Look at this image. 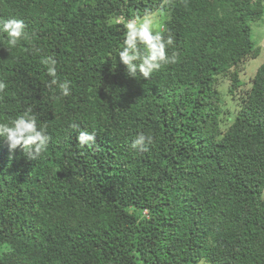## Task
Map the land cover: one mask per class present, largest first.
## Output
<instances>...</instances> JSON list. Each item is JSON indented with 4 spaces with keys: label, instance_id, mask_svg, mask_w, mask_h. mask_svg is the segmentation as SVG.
Segmentation results:
<instances>
[{
    "label": "trees",
    "instance_id": "1",
    "mask_svg": "<svg viewBox=\"0 0 264 264\" xmlns=\"http://www.w3.org/2000/svg\"><path fill=\"white\" fill-rule=\"evenodd\" d=\"M160 4L0 0L30 38L9 50L0 31V122L32 107L51 137L32 161L0 138V264H264V0H172L161 29L177 63L131 78L124 24ZM47 56L71 82L59 101Z\"/></svg>",
    "mask_w": 264,
    "mask_h": 264
},
{
    "label": "clouds",
    "instance_id": "2",
    "mask_svg": "<svg viewBox=\"0 0 264 264\" xmlns=\"http://www.w3.org/2000/svg\"><path fill=\"white\" fill-rule=\"evenodd\" d=\"M171 3L172 0H161L159 8L155 12L148 10L142 14L137 12L133 18L125 22V38L118 58L129 77L135 79L139 74L147 80L154 71H160L168 65L177 63L179 54L175 51L171 55L168 53V49L175 44V38L170 32L165 35L159 24V19L166 15L164 9ZM0 31L7 36L9 50L16 48L22 39L30 42V38L25 33V25L21 20H0ZM24 51H28V49H24ZM32 51L39 53L40 49L33 48ZM39 63L47 69L46 75L51 78L46 85L53 92L50 99L59 101L61 97L69 96L71 82L58 80L57 61L52 56H47L42 57ZM7 88L6 83L0 82V93H5ZM55 90L59 91V96L55 95ZM71 127L77 128L78 126L72 124ZM0 138L5 140L10 152L20 148L30 161L39 158L47 150L51 140L47 134V125L38 127L37 115L32 107L26 108L13 119L0 122ZM95 140L94 132L79 131L77 136V143L81 147L92 145ZM151 143L152 137L141 133L133 139L130 147L143 153L149 150L148 146Z\"/></svg>",
    "mask_w": 264,
    "mask_h": 264
},
{
    "label": "rangeland",
    "instance_id": "3",
    "mask_svg": "<svg viewBox=\"0 0 264 264\" xmlns=\"http://www.w3.org/2000/svg\"><path fill=\"white\" fill-rule=\"evenodd\" d=\"M164 18H165V16L159 19L160 27H161V23H162ZM252 38L257 43H259L260 41L262 42L264 40V18L261 19L260 21L252 24ZM260 63H261L260 59L253 60V61L250 60L247 63H245V66H244L245 69L241 75L242 80L245 83H247V80L254 74V72L256 71V69ZM226 87H227V81L224 80L223 81V92H224ZM224 104L227 106L229 105L227 97H225V99H224ZM4 250L5 249L3 247H0V255ZM198 264H209V263L204 261V260H201Z\"/></svg>",
    "mask_w": 264,
    "mask_h": 264
}]
</instances>
